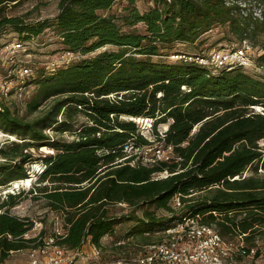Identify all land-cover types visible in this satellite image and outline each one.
I'll return each mask as SVG.
<instances>
[{
	"label": "trees",
	"instance_id": "1",
	"mask_svg": "<svg viewBox=\"0 0 264 264\" xmlns=\"http://www.w3.org/2000/svg\"><path fill=\"white\" fill-rule=\"evenodd\" d=\"M28 1L0 0V37L12 29L28 41L54 27L66 52L105 50L52 74L35 71L27 110L32 115L49 104L41 116L28 120L0 109V129L17 138L0 147V188L28 180L33 164L44 167L27 193L0 197V264L38 240L26 238L34 221L11 212L27 195L62 216L67 235L61 243L69 249L90 241L103 250V239L125 222L136 221L138 233L148 236L199 215L222 237L241 238L240 253L250 255L264 239V112L255 110L264 108V81L242 68L200 65L195 56L204 54L205 36L220 27L226 38L257 40L264 51V21L244 17L229 0H154L145 12L129 0L121 14L112 13L118 0H59L53 21L27 23L9 15L12 6ZM258 61L264 64V54ZM81 115L86 122L80 123ZM136 119L153 121L155 142L173 145V157L152 164L128 157L127 145L153 143ZM161 124H169L164 137L157 131ZM43 148L52 152L40 153ZM175 195L182 200L179 215L160 219L149 211L156 206L174 213ZM117 205L135 211L117 217L111 214ZM145 238L143 245L153 243Z\"/></svg>",
	"mask_w": 264,
	"mask_h": 264
},
{
	"label": "built area",
	"instance_id": "2",
	"mask_svg": "<svg viewBox=\"0 0 264 264\" xmlns=\"http://www.w3.org/2000/svg\"><path fill=\"white\" fill-rule=\"evenodd\" d=\"M228 4L238 5L244 17L252 16L253 19L264 21L262 3L258 0H229ZM252 8H255L254 11ZM25 50L26 43L22 39L17 43H9L0 47V109L8 107L7 103L11 102L14 96L20 99L27 96V90L31 87L28 82L34 76V69L29 60L19 56L22 51L25 52L26 57L31 55V53L26 54ZM254 53L255 49L251 41L244 39L233 47L195 56V61L200 65L219 70L247 69L253 64ZM75 56L71 52H66L62 56V63L50 62L47 65V73L52 74L58 67L70 65ZM172 58L181 59L183 56H172ZM188 59L193 60V57H188ZM165 132L160 133L162 137L165 136ZM125 152L129 154L128 157L132 155L137 158L142 157L143 159L139 161L143 164H152L173 157L174 146L167 144H159L155 147L127 145ZM171 202L175 209L183 206L180 195H175ZM29 233L26 235L28 239L30 238ZM66 235L67 231L62 226L55 228L49 236H38V240L28 248L29 261L27 264H238L235 258V244L222 237L215 226L203 223L199 215L181 217L160 232L158 241L145 245L137 257L105 260L102 257V250L90 241L78 249H69L61 243ZM126 243L128 242L120 241L117 244L124 246ZM85 244H88L90 248H86ZM4 264L13 263L5 262Z\"/></svg>",
	"mask_w": 264,
	"mask_h": 264
},
{
	"label": "rangeland",
	"instance_id": "3",
	"mask_svg": "<svg viewBox=\"0 0 264 264\" xmlns=\"http://www.w3.org/2000/svg\"><path fill=\"white\" fill-rule=\"evenodd\" d=\"M58 2L59 0H31L24 4L12 6L9 9V15L11 16H20L25 19L27 23H36L38 21L50 20L53 21L58 15ZM129 5V0H118V2L114 5L112 9V13L121 14L125 7ZM135 6L141 11L145 12L149 8L155 6L154 0H135ZM259 7V6H258ZM262 7H264L262 3ZM253 9V8H252ZM255 9V8H254ZM254 9L252 11H254ZM257 9V7H256ZM264 10V8H263ZM256 11V10H255ZM140 28L143 29V26L140 25ZM205 37H207L208 42L205 46H203V53L210 54L214 50L225 49L229 47H233L238 43L236 40L227 37L226 38V29L225 28H217L210 33H208ZM22 38L20 35L12 29H8L4 34L0 37V47L7 45L9 43H17ZM263 39V37L261 38ZM260 39V41H261ZM26 43V54L31 53L29 57L25 56V52L22 51L19 56L22 59H27L30 61L34 71L33 75H35V71L40 68H45L49 65L50 62H61L62 56L66 54V51L63 50L61 45V39L58 35V31L56 28H48L39 36L30 39L29 41L23 40ZM255 53L254 60L252 66L247 69H242L245 73H248L255 79H259L264 81V64L261 65L258 59L261 55L264 54L263 49L261 48V42L257 43V40H251ZM178 50L184 51L186 47L184 45H179L177 47ZM105 49H101L95 53L89 54L87 56H75L76 59L78 57L81 59L89 58L95 56L97 53L103 51ZM170 61L172 59H169ZM62 63V62H61ZM64 66H61L63 68ZM59 68V67H58ZM47 71V69H46ZM219 72V71H218ZM36 85H31V87L27 90V96L20 99L15 97L8 102V108L13 110L16 114L21 117L27 118L28 120H33L39 116H41L46 107L49 104H45L41 106L36 113L29 115L27 110V103L30 100L33 93L36 91ZM26 97V98H25ZM257 112H264L263 106H257L255 109ZM137 120V124L140 126L141 134L144 135L147 139L152 141V145H159L158 142H155L154 134H153V121L150 120L140 122ZM143 120V119H141ZM79 121L86 122V118L84 116L79 117ZM78 125V124H77ZM169 124H161L159 125L157 131L160 133H164L168 130ZM196 131L194 129L193 133ZM48 133L52 137H61L62 139L71 141L76 138V135L71 134L70 132H66L63 134H55L52 131H48ZM7 139H10L9 141ZM13 140H17L16 137H11L6 134L3 130L0 129V147L4 144L10 143ZM264 145V141L262 142ZM52 150L50 148H43L40 150V153H51ZM39 154V153H37ZM140 156V154H138ZM151 156H149L150 158ZM142 158V157H141ZM141 158H137L136 162L142 160ZM1 160V159H0ZM43 165L41 163H36L31 165L30 168V178L28 180L16 181L8 187L0 188V197L4 199L9 193H19L24 191L27 193L33 185L37 182V175L42 172ZM259 173L264 175V170L260 169ZM251 174L249 171L246 175ZM166 176V173L160 175L159 177ZM24 199L19 203L18 206L14 207L11 212L14 215H17L21 218H27L34 221V227L29 233V237H44L49 236L54 232V229L57 227H64L63 218L60 214L50 210L47 207V203L44 199L37 198L34 199L31 195L23 196ZM175 209V208H174ZM131 211H135V209L128 207L127 205H117L111 208V214L117 217H122L130 213ZM149 211L154 213L156 217L160 219H169L171 217L177 216L180 214V210H175L174 213L167 211L163 208H157L156 206L150 207ZM138 217H143V211H137L136 214ZM138 226L136 221L125 222L115 228V234L111 236H106L103 239V244L105 248L102 250V257L105 260L110 259H119L121 257L130 258L137 257L144 249L145 237L149 238L152 242H156L160 238V229H157L153 232H149L148 236H141L138 233ZM129 239H128V238ZM133 237V238H132ZM125 238L127 245L123 248H120L116 243L118 240ZM128 239V240H127ZM226 240L233 242L235 244V258L238 264H264V239H258L257 247L252 250L250 255L241 254L239 252V248L243 245L245 246V242L242 241L241 238H232L225 237ZM86 248H90L88 244H85ZM257 251L259 254L257 255ZM28 249L22 250L20 252L12 253L10 258L6 261L7 263L13 264H27L28 263Z\"/></svg>",
	"mask_w": 264,
	"mask_h": 264
},
{
	"label": "bare ground",
	"instance_id": "4",
	"mask_svg": "<svg viewBox=\"0 0 264 264\" xmlns=\"http://www.w3.org/2000/svg\"><path fill=\"white\" fill-rule=\"evenodd\" d=\"M140 120V122H144V121H147V122H149L150 121V119H143V120H141V119H139Z\"/></svg>",
	"mask_w": 264,
	"mask_h": 264
},
{
	"label": "water",
	"instance_id": "5",
	"mask_svg": "<svg viewBox=\"0 0 264 264\" xmlns=\"http://www.w3.org/2000/svg\"><path fill=\"white\" fill-rule=\"evenodd\" d=\"M133 120V119H132ZM135 121V120H134ZM169 128V127H168Z\"/></svg>",
	"mask_w": 264,
	"mask_h": 264
}]
</instances>
